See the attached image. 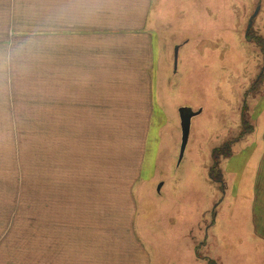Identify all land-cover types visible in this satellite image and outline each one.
Returning a JSON list of instances; mask_svg holds the SVG:
<instances>
[{"label":"rangeland","instance_id":"obj_1","mask_svg":"<svg viewBox=\"0 0 264 264\" xmlns=\"http://www.w3.org/2000/svg\"><path fill=\"white\" fill-rule=\"evenodd\" d=\"M17 6L24 28L41 1ZM146 31L153 90L145 106L141 91L136 105L119 97L125 58L97 60L91 100L77 76L68 79L73 65L58 68L55 41L18 42V111L8 114L0 97V264H264L249 203L257 193L264 214V0H155ZM59 72L69 85L62 106L43 97ZM76 93L81 99H70ZM181 107L199 114L178 164Z\"/></svg>","mask_w":264,"mask_h":264},{"label":"crops","instance_id":"obj_2","mask_svg":"<svg viewBox=\"0 0 264 264\" xmlns=\"http://www.w3.org/2000/svg\"><path fill=\"white\" fill-rule=\"evenodd\" d=\"M19 1L21 0H6V7H3L2 12L0 10V65L3 64L4 75L2 86L4 89L1 92V88L0 97L1 101L5 102V109L8 114L11 115V113L18 111L12 108L16 104V83L12 66L14 53L19 41H55L57 46L56 55L60 57L58 68L73 65V72L68 69V79L71 74L77 76L79 80L74 81L76 82L75 86L83 90L81 98L85 97L91 100L97 96L98 76H96L97 80H92L94 74L98 72L97 60L114 55L116 58H125L126 60L123 59L121 64L123 65V62L126 63L125 71H128L129 75L126 74L125 83H123L124 79L121 76L117 78L119 81H123L118 82L119 84L116 88H126L125 92L119 93V97H128L131 101V98L133 100L135 96V101L133 102L135 104L137 100L136 92L141 91L142 95L138 101L145 106V103L148 104V98H150L149 105L152 103L153 81L151 67L153 65V44L152 38L146 30L150 23L155 0H26L28 3L41 1V7L31 6L26 12L29 26L17 28L16 15ZM52 1L58 6V11H55L58 16L57 19L49 17L51 16L48 13L49 6L52 5L50 4ZM34 24L38 26L35 27ZM3 36L5 37L3 38ZM104 41L111 43L119 51L113 50L114 48H106ZM43 50V56L55 55L46 48ZM128 60L132 63V67H129ZM46 67L50 66L48 65V60L44 58L42 66L43 89H48L47 81L51 74ZM134 72L143 78V84L139 85L140 88L134 84ZM0 74H2L1 69ZM145 81L147 90L144 92ZM68 86L61 74L57 81H53L49 85L51 94L43 97L48 98L51 95L53 104H58L59 106L67 104V96L69 95L66 93V88ZM110 88L114 89V87ZM130 89L133 90L128 92ZM73 97L70 99L74 101L81 99L77 93ZM150 110L152 112V108ZM60 113L63 112L59 111L58 114ZM149 114L152 113L149 112ZM256 197L257 193L255 194L254 203H252L253 197L251 202H249L250 209L253 210V229L256 235L255 238L262 240L263 242H259L264 246V214H260L261 212L256 210ZM249 232L255 243L256 239L254 238L251 225ZM5 241L7 242V239L1 240L0 237V243ZM259 242L256 240V243ZM95 260L96 258H93L91 262ZM62 263H66V259L60 262V264ZM47 264H50V261H47ZM127 264H131V260H128Z\"/></svg>","mask_w":264,"mask_h":264},{"label":"water","instance_id":"obj_3","mask_svg":"<svg viewBox=\"0 0 264 264\" xmlns=\"http://www.w3.org/2000/svg\"><path fill=\"white\" fill-rule=\"evenodd\" d=\"M258 11L256 12V14ZM255 14V15H256ZM252 26V21L249 24L248 31L250 30ZM178 50L179 48L177 47L175 49V68H177V63H178ZM199 112H194L191 108L188 107H181L179 109V115H180V121H181V130H182V143L180 147V155H179V162L178 164L181 163L183 160L185 150L188 144V139H189V134H190V128H191V120L194 116L198 115ZM162 187V184L159 185L158 191H160Z\"/></svg>","mask_w":264,"mask_h":264}]
</instances>
